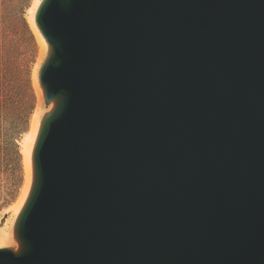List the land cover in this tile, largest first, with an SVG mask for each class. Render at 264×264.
<instances>
[{
    "label": "water",
    "instance_id": "1",
    "mask_svg": "<svg viewBox=\"0 0 264 264\" xmlns=\"http://www.w3.org/2000/svg\"><path fill=\"white\" fill-rule=\"evenodd\" d=\"M35 23L48 110L0 264H264V0H41Z\"/></svg>",
    "mask_w": 264,
    "mask_h": 264
},
{
    "label": "rangeland",
    "instance_id": "2",
    "mask_svg": "<svg viewBox=\"0 0 264 264\" xmlns=\"http://www.w3.org/2000/svg\"><path fill=\"white\" fill-rule=\"evenodd\" d=\"M32 3L0 0V248L16 247L9 233L26 182L22 143L33 117L48 110L35 74L45 55L30 21Z\"/></svg>",
    "mask_w": 264,
    "mask_h": 264
},
{
    "label": "bare ground",
    "instance_id": "3",
    "mask_svg": "<svg viewBox=\"0 0 264 264\" xmlns=\"http://www.w3.org/2000/svg\"><path fill=\"white\" fill-rule=\"evenodd\" d=\"M40 2H41V0H33V3L30 7V21H31L33 29H34L35 33L37 34L38 39L41 43L42 54L46 55V52L48 49L47 42H46L45 38L43 37L42 33L40 32V30L38 29L36 23H35V13H36V10H37ZM43 60L44 59L40 60L38 67L36 68V71H35L36 77H38L39 69H40V66H41ZM42 117H43V115H40L39 113L33 117L32 121H31V125H30V130L27 133V135L25 136L23 143H22L23 144V154H24V159H25V163H26V182H25V185H24L23 190L21 192V195L19 196L16 203L13 205V212H14V220L13 221H14V223H15L16 217L19 214L20 209L22 208V206H23V204L27 198V195L29 193V190H30L31 181H32V151H33L34 143H35V140L37 137V133L39 130V126H40ZM14 223H13V229H14ZM2 234H5V233H2ZM9 238H14L12 233H9Z\"/></svg>",
    "mask_w": 264,
    "mask_h": 264
}]
</instances>
